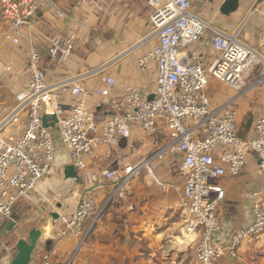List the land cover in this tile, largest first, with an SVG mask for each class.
I'll use <instances>...</instances> for the list:
<instances>
[{
    "label": "built area",
    "instance_id": "obj_1",
    "mask_svg": "<svg viewBox=\"0 0 264 264\" xmlns=\"http://www.w3.org/2000/svg\"><path fill=\"white\" fill-rule=\"evenodd\" d=\"M69 1L86 11L88 8L104 10L101 0ZM146 1L153 8L150 36L158 42L139 59L138 65L143 70L150 63L156 65L152 100H148L150 93L146 96L142 93L146 85L142 89L125 86L120 97L113 96L117 86L114 76L104 77L106 86L95 90L86 88L83 76L62 82L48 80L46 56L58 64L69 59L79 35L90 29L87 21L80 31L70 29L63 36L50 35L45 53L36 44L30 45L29 82L16 92L14 106L0 119V217L15 219L14 205L50 174L56 161L54 128H57L72 164L79 170L86 166L87 155L103 144L114 146L130 137L136 124L154 136L155 152L136 164L106 169L103 172L105 180L116 184L120 190L154 159L179 155L178 168L185 178L179 208L183 213L184 229L188 236H193L197 246L190 264H218L226 254L240 258L237 251L243 241L264 231V182L250 196L252 223L235 231L229 244L221 245L214 241V236L222 225L218 210L226 197L222 180L241 174L248 156L254 153L264 181V103L255 118L252 137L243 139L238 133V110L233 104L236 98L214 107L206 88L210 77H215L239 90L246 74L257 73L260 64L264 63L259 58L264 56L239 38L242 27L254 14L264 16L261 9L264 0H254L241 25L231 31L214 25L196 12V3L205 5L209 0ZM46 11L70 22L75 18L59 0H0V21L7 28L6 38L18 46L23 30L32 26ZM207 32L211 34L210 43L217 54L208 67L193 62L183 50ZM5 68L10 71L12 65ZM68 90L74 98L69 110L62 96ZM95 94L108 97L112 110L101 120L89 105ZM22 112L28 114L24 134L16 141H10L6 129ZM45 114L58 116L55 127L44 126ZM162 125L167 128L163 140ZM105 185L106 182H100L80 195L77 209L69 216L61 217L64 223L56 231V239L76 237L79 243H84L104 211L96 207L95 193ZM56 254V248L46 251L40 264H53Z\"/></svg>",
    "mask_w": 264,
    "mask_h": 264
},
{
    "label": "crops",
    "instance_id": "obj_2",
    "mask_svg": "<svg viewBox=\"0 0 264 264\" xmlns=\"http://www.w3.org/2000/svg\"><path fill=\"white\" fill-rule=\"evenodd\" d=\"M101 1L103 11L91 8L86 11V8L76 7L69 0H59L74 15L73 21L57 18L46 11L32 26L23 30L18 46L6 38L7 28L0 23V119L14 106L16 92L29 82L30 45L36 44L45 53L50 35L63 36L70 29L80 31L86 21L90 29L79 35L69 59L58 64L49 61L46 56L48 80L62 82L83 76L86 88L95 90L106 86L104 77L114 76L117 86L113 96L120 97L124 87L129 85L140 89L146 85L142 93L145 96L150 93L148 97L153 94L157 78L155 63H150L146 70L138 65L139 59L158 42L157 38L150 36L153 31L150 23L153 8L146 0ZM246 6L240 0V8L235 14H245ZM239 23L233 28L239 27ZM243 33H247L250 41L240 40L264 56V16L254 14L242 27ZM210 36L207 32L202 39L183 48L193 62L206 67L217 56ZM7 65H12L10 71L6 70ZM245 77L239 90L210 77L206 92L214 107L223 106L236 98L233 104L238 110V131L243 139H249L254 133L255 118L264 103V76L256 82L251 72ZM62 96L69 110L74 104L73 95L68 90ZM89 105L95 109L100 120L112 112L106 96L93 95ZM27 116V112H22L9 124L6 133L10 141H16L24 134ZM53 131L56 161L50 174L38 182L35 190L14 205L18 229L0 234V264L11 262L17 252V240L28 238L29 231L35 227L40 230V239L31 264H40L43 254L51 248L57 249L53 264H68L71 260L69 264H189L195 257L193 245L196 243L192 242L193 238L188 239L189 243L183 242L184 220L179 206L185 178L174 164L175 154L154 159L139 175L117 190L116 184L105 180L103 172L108 168L121 169L136 164L155 152L154 136L135 124L130 137L114 146L103 144L86 156V166L79 169L81 181L77 183L65 178L64 167L72 164V160L57 128ZM162 132L163 140L167 136V128L163 125ZM176 156L180 159L179 155ZM257 165L256 155L251 153L241 174L223 178L226 197L218 209L222 225L214 236L217 244H229L235 231L252 223L250 196L264 182ZM100 182H106V185L96 190V207L104 211L84 243H79L76 237L56 239L55 233L64 223L61 217L73 213L78 207L80 195ZM53 213H59L60 219H54ZM2 221L0 217V224ZM183 243L187 245L186 249ZM237 252L240 258L226 254L218 260V264L263 263L264 231L244 240Z\"/></svg>",
    "mask_w": 264,
    "mask_h": 264
},
{
    "label": "water",
    "instance_id": "obj_3",
    "mask_svg": "<svg viewBox=\"0 0 264 264\" xmlns=\"http://www.w3.org/2000/svg\"><path fill=\"white\" fill-rule=\"evenodd\" d=\"M239 8L240 0H223L219 6L220 12L226 16L238 11ZM154 97L155 94H151L148 100H152ZM57 122L58 116L56 114H45L43 116V124L45 127H55ZM64 175L66 179H72L77 183L81 181L79 170L74 164H68L64 167ZM52 216L56 220L60 219L59 213H53ZM16 229H18L17 219L3 220L0 224V234L3 235L6 234V232L10 233ZM39 239L40 230L37 227L29 231L28 238H19L16 242L17 252L9 264H31Z\"/></svg>",
    "mask_w": 264,
    "mask_h": 264
},
{
    "label": "rangeland",
    "instance_id": "obj_4",
    "mask_svg": "<svg viewBox=\"0 0 264 264\" xmlns=\"http://www.w3.org/2000/svg\"><path fill=\"white\" fill-rule=\"evenodd\" d=\"M242 1L245 2L248 6H246L247 12L245 14H242L241 16L238 13L235 14V12H234V14L232 13L229 16L223 15L219 10V6L223 2V0H209L208 3H206L205 5H201V4L196 3L195 9H196V12H199L201 15H204V17H206V18L208 17L214 25H217V26L220 25V26H226L228 28H230V27L233 28L237 23H239V21H240V23H242V19H244V17L247 16L249 9L251 8L254 0H242ZM261 9L264 10V6H262ZM215 17H217L219 20L218 19L215 20ZM0 23H1V21H0ZM239 38H241L243 41L244 40L250 41V40H248L249 38L247 37V33L240 34ZM251 73L253 76V81L256 82L258 79H262V77L264 76V63L262 62V64H260L259 69H257V73H255V74H253V72H251ZM174 157L176 160V161H174L175 162L174 164H175V166H178L179 165V162H178L179 157H177L176 155ZM77 195H78V193L76 192V196ZM55 207H57V206L55 205ZM191 238H193L192 235L188 236L187 231L184 229L183 230V242L189 243L188 239L191 240ZM15 239L16 238L14 236V240ZM184 243H183V248L186 249L185 246H187V245H185ZM193 243L195 244V242H193ZM193 246L195 247V250H196V247H197L196 244ZM193 259H191V260H193ZM191 260H190V262H191ZM190 262H189V264H190Z\"/></svg>",
    "mask_w": 264,
    "mask_h": 264
},
{
    "label": "trees",
    "instance_id": "obj_5",
    "mask_svg": "<svg viewBox=\"0 0 264 264\" xmlns=\"http://www.w3.org/2000/svg\"><path fill=\"white\" fill-rule=\"evenodd\" d=\"M238 133H239V131H238ZM239 136L241 137V138H243L240 134H239ZM55 139V138H54ZM72 264V263H71Z\"/></svg>",
    "mask_w": 264,
    "mask_h": 264
},
{
    "label": "bare ground",
    "instance_id": "obj_6",
    "mask_svg": "<svg viewBox=\"0 0 264 264\" xmlns=\"http://www.w3.org/2000/svg\"><path fill=\"white\" fill-rule=\"evenodd\" d=\"M260 59H263V61H264V58L263 57H259Z\"/></svg>",
    "mask_w": 264,
    "mask_h": 264
}]
</instances>
